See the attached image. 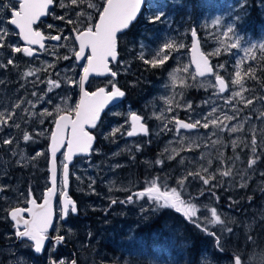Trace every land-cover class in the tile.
<instances>
[{
  "label": "rangeland",
  "instance_id": "374dc122",
  "mask_svg": "<svg viewBox=\"0 0 264 264\" xmlns=\"http://www.w3.org/2000/svg\"><path fill=\"white\" fill-rule=\"evenodd\" d=\"M169 1L152 0L146 19L142 23L139 21L120 37L121 57L114 64L118 78L92 79L90 83V92L101 86L109 90H112L111 85L119 86L124 89L125 98L122 103L110 108L97 124L94 130L97 141L92 154L76 158L71 168V182L73 190L83 198L78 201L74 194V199L78 202L77 215H81V218L71 217L67 225L60 224L58 229L67 232L71 244L80 254V259H83V264H97L95 257L99 253L93 249L89 253L93 244L91 227H94H90L86 219L89 216L94 218L97 215L93 214L98 212H104L102 219L105 218L96 229L104 226L103 224H108L109 227L108 232L97 234L98 240H112L121 237L123 232L128 239L137 235V240L141 238V232L137 229L160 216V223L166 227L165 239L173 243L172 245L184 248L193 237L190 233H202L196 230L197 226L184 217L182 212L177 213L175 209L168 208L158 209L146 197L134 196L132 202L121 201L148 187L155 178H160L158 182L171 188L177 187V181L188 173L199 172L205 176L201 169L203 166L209 169V174H215L213 183L216 186H205L195 176H188L185 188L178 189L182 199L196 205L197 217L194 220L199 221L205 215L210 217L211 208L216 207L221 219L227 218L226 226L233 229L232 234L226 228L221 233V227L214 226L217 228L223 253L216 251L212 236H203L208 243L203 254L218 258L222 264H231V257L239 253L247 262L264 264V175H261L264 173V117L261 116L264 113V102L257 99L247 108L242 103L238 105L241 112L237 120L225 121L230 126L243 125L236 133L229 130L220 132L212 126L191 132L181 130L180 136L186 139L190 137L199 147H195L190 141L182 144L174 124L175 119L194 122L199 115L209 111L210 106L204 104L209 100L212 104L223 107L229 115L232 114L228 106L224 105L223 99L214 94V77L194 76L195 68L190 53L191 32L194 28L197 29L203 50L214 62L215 72L223 76L229 84V92L223 94L224 98H228L230 92L240 90L239 86L231 84V80L235 75L236 62L245 56V48H251L249 56H254L255 59H246L241 64L245 88L243 95L245 99L264 97V79L258 81L255 78L254 75L257 74L252 66L260 51L262 52L259 56L264 58V48H261L264 45V0H189L192 5L187 11L176 10L175 14L166 12L164 14L167 16H163L160 21L150 22ZM174 1L176 7L169 6L172 11L179 2L184 5L182 0ZM57 2L51 17L36 28L46 37L47 34L73 36V28L80 25L69 24L67 21H75L76 12L90 13L92 22H97L98 11H102L106 0H78L79 6L71 5V0H63L67 5L64 8L60 6L61 0ZM9 3L15 10H19L15 1L0 0V28H7L10 32L5 39L6 46L0 48V112L9 114L13 112L16 104L21 106L15 109L13 120L6 127L0 125V188L3 189L0 191V264H43L47 252L39 255L34 252V248L26 246L27 241L22 243L16 238L15 230L9 226L13 222L8 213L18 205L25 204L28 207L33 196L40 197L41 202L45 190L50 187L48 164L54 120L65 112L75 115L67 110L74 109L80 100L81 91L78 85L86 64H79L75 60L74 50L79 49L77 42L74 47L72 39L52 40L45 46L44 51L31 57L23 52H13L9 46L26 45L21 40L19 31L9 23L12 8L4 7ZM89 4H95L96 7L91 8ZM61 16L65 19H57ZM230 25L234 26L235 31V35L229 33L231 39L223 35ZM237 36L241 46L226 50V46L236 42ZM164 43L174 45V50H165V54L171 53L169 60L163 66L155 68L145 63V59L156 58V53ZM180 45L183 47H179ZM217 49L220 50L219 55L216 54ZM64 56H69L70 59L65 60ZM8 59H12L13 64L7 65ZM220 64H224L225 68L220 69ZM185 67L188 68L187 72L183 71ZM28 71L36 74L26 76ZM173 72L178 77L175 85L170 76ZM246 73L249 75L246 76ZM129 77L136 80L130 81ZM147 79L155 81L148 82ZM49 80L57 81L60 87L49 91ZM69 80L75 83H69ZM180 80L184 81L185 86L180 84ZM33 92L36 95H32ZM129 94L132 96L129 97ZM188 104H191V108L187 107ZM169 107L172 108L171 112L168 111ZM57 108L62 111L57 112ZM45 110L53 115H42ZM132 113L139 115L142 118L141 123L149 126V134L131 137L127 135L131 130ZM245 117L250 119L245 120ZM15 124L20 127H15ZM166 124L170 131L164 130ZM24 133H30L32 139L24 141ZM253 135L257 140L256 153L251 150ZM4 139H12L13 143L6 145L3 143ZM233 141L237 143L235 148L232 146ZM38 153L41 155H37ZM170 156L172 159H169ZM257 156L259 159L256 164L248 168L247 161ZM157 160L163 163L158 164ZM208 160L212 161L211 165L207 163ZM62 163L63 159L61 167ZM229 168L234 175H221L222 171ZM7 192L11 196H7ZM202 192L203 196L200 195ZM113 199L118 202L111 204ZM113 216L124 221V228L118 221L120 225L117 226L120 228L117 232L112 230L116 223ZM256 226L259 229L252 236ZM158 235L159 233L157 238ZM249 235L253 238V243L248 242ZM120 241H124V237L117 240L118 243ZM116 249H120V256L124 259V248L117 246ZM52 256L53 246L49 249L48 264H51ZM68 257L69 261L64 255L57 257V263L63 260L68 264L72 260L71 253H68ZM115 260L119 258L116 257ZM107 261L102 256L103 264H113ZM167 264L174 263L168 260Z\"/></svg>",
  "mask_w": 264,
  "mask_h": 264
},
{
  "label": "snow or ice",
  "instance_id": "6c2138e0",
  "mask_svg": "<svg viewBox=\"0 0 264 264\" xmlns=\"http://www.w3.org/2000/svg\"><path fill=\"white\" fill-rule=\"evenodd\" d=\"M82 2V0H81ZM15 3L18 4L19 10H15L12 7V4H5V8H12L10 12L11 19L9 21L10 25L15 26L19 29V35L23 38L27 45H39L41 49L45 47L43 41L45 39L44 35L37 30H34L33 25L46 14L49 10V6L53 5L54 0H15ZM146 4V0H106L103 5V10L98 11L99 19L97 22H92V16L90 13L85 11L76 12V20H68L69 24L80 25V27L73 28V36H61L55 35L51 36L50 39L55 41H60L62 38L65 40L72 39L74 42H78V51L74 50V58L77 61L86 59L87 64L83 67V76H81L79 81V87L81 91V97L79 102L75 105L74 109H68L69 112H74L75 119H72L70 115L60 114L55 120V130L51 131V154H52V169H51V187L47 188L46 192L43 194V202L37 203L35 198L29 200V205L26 208L14 207L8 213L11 220L15 223V237L24 243L27 241V247L34 248L35 253H41L45 248V241L49 239L48 230L49 227L53 223V207L52 198L57 196V167H56V153L59 151V148L63 146L65 143L67 145L68 151L64 154L65 161H71L73 153H87L92 148V143L94 140L93 135L86 130L87 125H91L93 128L96 126V121L99 118L101 109L109 102V100L119 98L125 95L120 88L115 85H111L112 90L106 91L105 88H98L94 92H88L84 90V82L88 79L90 73H100V72H110L111 69L108 67L109 58L112 60H116L117 58V34L124 29H127L130 23L136 19L137 15L141 12L142 7ZM71 5L79 6L78 0H71ZM60 6L62 8L66 7L61 0ZM89 7L95 8V4H89ZM75 11V9H74ZM164 16V12L160 11L158 14L154 15L150 22L155 23L160 21ZM57 19L64 20L65 17H57ZM219 22V21H217ZM49 27H52L51 25ZM229 33H233L235 35L234 26L230 25L227 27V30L224 31L223 35L226 38L231 39L229 37ZM10 35V32L7 28H0V48L5 47V39ZM191 35L193 37L192 44V63L195 65V73L194 76L199 77H214L215 83L212 84L214 89V94L220 96L223 99L224 105L228 106V109L232 113L229 115L228 111H225L223 107L217 104H212L211 101H205L204 104L206 106H210L209 111L204 112L199 115L198 118L195 119L194 122L189 123L184 120L175 119V130L178 134L180 142L194 144L195 147H199L194 140L191 138H184L180 136L181 130H185L191 132L193 130H198L199 128L209 129L212 126L214 129L222 132L224 130H229L232 133L238 132L243 125H233L230 126L226 124L225 121H234L240 115L241 109L238 107L239 104H243L244 107H249L253 105L254 101L259 99L261 102H264V97L257 98L253 97L252 99H245L243 93L245 91L244 88V77L241 75V64L246 59L254 60V56H249L251 52V48H245V56L241 57L235 64V75L231 80V84L233 86H239V91L230 92L228 98H224L223 94L229 92V84L226 82L225 78L215 72L213 67L210 66L208 57L204 55V53L199 51L198 43L196 41L197 32L195 29L192 30ZM241 46V41L239 37H236V42L231 45L226 46V50L228 49H237ZM11 50L15 53L23 52L27 56H33L36 52V49L30 46L25 47H15L9 46ZM179 47H183L180 45ZM261 48H264V45H261ZM86 49L88 53L86 55ZM165 50H174L173 43H164L163 47L159 48L156 53V58L151 60L145 59L144 62L150 64L152 67H161L166 61L169 60L171 53L165 54ZM219 49L216 50V54L219 55ZM63 59L69 60V56H64ZM13 64L12 59L7 60V65ZM7 65H4L5 67ZM51 67V65H50ZM220 69H224L225 65L220 64ZM39 71V70H37ZM184 72L188 71V68L185 67L183 69ZM36 73L34 71H28L26 76H33ZM254 75V73H251ZM111 75L115 77L116 72H111ZM249 75L248 73L245 74ZM172 83L175 85L177 83L178 77L177 73L173 72L170 74ZM69 83H75V81L69 80ZM182 86L184 85V81H179ZM49 91L53 88H59L60 83L54 80H49ZM32 95H36L35 92ZM48 102H51L50 100ZM23 103V101H21ZM29 103H31L29 101ZM171 103V101H169ZM20 104H16L13 108V112L6 114L5 112H0V125L7 126L9 121L13 120V116L15 115V109L20 108ZM188 108H191V104L187 105ZM27 111V109H25ZM62 111L57 108V112ZM169 112L172 111V108L169 107ZM42 115L52 116V112H48L47 110L42 113ZM264 117V113L261 114ZM261 117H257L260 119ZM141 117L136 113L131 114V130L127 132L128 136H134L138 132L148 134L149 129L145 126V124L141 123ZM250 117H245V120H249ZM15 127L19 128V124H15ZM165 131H170L167 124L165 125ZM255 132V129H252ZM215 134V133H213ZM32 139L30 133L23 134V140L29 141ZM3 143L6 145H10L13 143L12 139H4ZM232 146L237 147V143L233 141ZM248 146V145H245ZM257 140L255 135H253L251 140V150L253 153H256ZM191 150V149H190ZM37 155H41L38 153ZM169 159H172L170 156ZM259 157L257 156L255 159H249L247 161L248 168H252ZM183 162V161H181ZM234 162V161H233ZM156 163H163L161 160H157ZM207 163L211 165L212 161L208 160ZM63 174V187L59 192V195L62 197V207H61V216L66 217L71 213H77V205L70 198L67 189L68 181H69V166L67 162L62 164ZM202 171L206 174L205 176L200 175L199 172L196 173H188L184 178L177 181V187L169 188L167 184H163L158 182L160 178H155L150 181L148 187H145L143 190L137 191L134 195H128L125 201H121V203L132 202L134 196L137 198H147L152 201L153 204L158 209H175L177 213H183L184 217H187L188 220L192 221L198 229L203 231L205 234L212 236L215 239V247L216 251L219 253H223V249L220 243V237L217 236L215 231H209V225H219L221 227V233L227 230L229 234L233 233L232 228H228L226 226V220L221 219V215L218 214L217 208H211L210 217L203 216V218L199 221L194 220L193 218L197 217V212L195 211L196 205L192 202H186L182 199L181 191L178 189L185 188V181L188 179V176H195L196 178L202 181V184L205 186L215 187L216 185L213 181L216 179L215 174H209V169L207 167L201 166ZM219 171V170H218ZM239 174V173H236ZM221 175L223 176H231L234 175L231 168L226 171H222ZM261 175H264L262 173ZM244 179L243 176H241ZM246 185H241V187H245ZM163 189V190H162ZM3 189L0 188V191ZM201 196L204 195L202 192ZM216 199H219L216 197ZM251 200V198H249ZM118 201L113 199L111 200V204H116ZM24 213L28 214L29 218H24ZM22 225V230L21 226ZM201 225H203L201 227ZM65 239L64 236H56L54 241L56 243L63 242ZM249 243H253V238L251 235L247 237ZM51 264H56V261H51ZM60 264H65L63 260L60 261ZM71 264H76V261H72ZM231 264H246V260L242 258V255L237 253L231 257Z\"/></svg>",
  "mask_w": 264,
  "mask_h": 264
},
{
  "label": "trees",
  "instance_id": "16d2710c",
  "mask_svg": "<svg viewBox=\"0 0 264 264\" xmlns=\"http://www.w3.org/2000/svg\"><path fill=\"white\" fill-rule=\"evenodd\" d=\"M120 51L122 52L121 47ZM261 52L262 51H260L256 56L257 58L255 62L252 63V66H254L257 74L254 76L258 81L259 79H264V67H262L264 58L259 56ZM129 79H131L130 81L136 80L130 77ZM147 81L149 82L155 80L147 79ZM159 220L160 216L143 225L142 228L137 229L138 232H141V234H139L141 238L137 240V235H135L133 239H128V237L124 235V241H120L121 243H118L117 240L123 239V236L115 237L112 240L105 239L103 244L109 249V252H106V255L103 256V258L107 259V262H110V260L114 261L115 257L118 258L120 256V249H116V247L119 246V248H124V264H128L127 262L130 264H167L168 260L174 264H222L218 258H210L208 255L205 256V254H203L206 246L208 245V243L203 239V236L210 238V235H207L200 229L196 228V230L201 232L202 235H200V233H190L193 235V237L189 239L190 242L184 248H179L176 245H172L173 243L171 244L165 239L164 232L166 231V227L160 223ZM214 226L216 225L208 226L209 231H215L217 233V228ZM118 229L119 228H117V230ZM258 229L259 226H256L254 229L255 232L252 236L256 234ZM158 233L159 235L157 238ZM120 257L123 259L122 256ZM114 262L116 264H122V261L118 262L115 260ZM246 264L252 263L246 261Z\"/></svg>",
  "mask_w": 264,
  "mask_h": 264
},
{
  "label": "flooded vegetation",
  "instance_id": "af4514ba",
  "mask_svg": "<svg viewBox=\"0 0 264 264\" xmlns=\"http://www.w3.org/2000/svg\"><path fill=\"white\" fill-rule=\"evenodd\" d=\"M11 1H15V0H11ZM183 1V4L184 5H182V4H180L179 6H180V8L181 9H183L182 11H187V9L189 8L188 6H190V4L192 5V3L189 1V0H182ZM170 2V4L166 7V9H168V10H170L171 8H169V6H172V4H174V0H170L169 1ZM57 0H54V5L48 10V16H47V18L46 19H44V20H40V22H39V24H38V27L40 26V25H42L46 20H48L49 19V17H51V13L54 11V9L57 7ZM152 3V0H149L146 4H145V7H144V9H143V12H142V15H141V17H140V22L142 23V21L143 20H145L146 19V17H147V12H148V9H149V6H150V4ZM195 4V6L196 7H198L197 5H196V3H194ZM174 6H175V4H174ZM175 8V7H174ZM19 9V8H18ZM170 12H174V13H176V9H174L173 11L172 10H170ZM195 30H196V32H197V29L196 28H194ZM51 36H53V34H47V42H46V45H48L49 43H51L52 42V39H50V37ZM45 50V48L44 49H42L41 51H39L38 52V54H40L42 51H44ZM130 96H132V94L130 95L129 94V97ZM96 137H97V135H96ZM96 140H97V138H96ZM96 145V144H95ZM145 155H147V153H145ZM70 179H71V177H70ZM71 181H72V179H71ZM73 190V182H71V190H70V192L68 193L69 194V196L70 197H72V198H75L74 197V194H75V196H77L76 198H77V200L79 201V199H80V201L83 199L82 197L80 198V194L78 193V192H76V191H74ZM8 194H7V196H11L10 195V193L9 192H7ZM32 198H35L36 199V202H40V197H35V196H33ZM75 200V199H74ZM76 201V200H75ZM19 207H22V208H25L27 205H18ZM17 206V207H18ZM60 209V206H59V204H58V214H59V210ZM104 213V212H103ZM103 213L102 212H98V213H95V214H93V215H97V216H95L94 218H93V216H89V217H87V219L86 220H88V222H90L89 224H90V227L91 226H93L94 228H92L91 227V229H92V231H93V236H91V241H92V245H91V248H90V251L93 249L95 252H98L99 253V251H108L109 252V249L103 244V239L101 238V239H97L98 238V236L99 235H102V233L104 232V231H109V227H108V224H103L104 226H102V227H99L98 229H96V227H98L97 225L98 224H101L102 222H103V220H104V218L102 219V215H103ZM3 215L4 214H6V213H2ZM81 215H68V216H66V219H64L60 214L59 215H57L56 216V223H55V226H54V228H53V230L51 231V232H49L48 233V235H51V236H54V237H56V236H61V235H64V236H66V241L64 242V243H54L53 241H48V243L46 244V246H45V248H44V250L41 252V253H37V254H45L46 252H47V257H46V259H45V261H44V263L43 264H48L49 263V249L51 248V246H53V256H52V259H51V261H56V264H60L59 262L57 263V261H58V258L57 257H60L61 255L63 256H65L66 257V260L67 261H69V257H68V253H71V256H72V260L70 261V262H72L73 260H75L76 261V264H83V259L81 260L80 258H81V256H80V254L74 249V246L71 244V242H70V239H69V237H68V235H67V232H65L64 230H62V231H59V229H58V227L60 226V224H64V225H67L68 223H69V221L71 220V217H74V218H76V219H80L81 217H80ZM26 217H28V215L26 214V213H24V218H26ZM114 218H115V224L112 226V230L114 231V232H117L118 230H117V228H120V227H118L117 225H120L119 223H118V221H120L121 222V224L123 225V228H124V221H122V220H119L117 217H115V216H113ZM113 218V219H114ZM9 219H10V217H9ZM100 220V221H99ZM13 222V221H12ZM9 226H10V228H12V229H14L15 230V224H14V222H13V224H11V223H9ZM21 230H22V227H21ZM102 232V233H101ZM99 233H101V234H99ZM97 234H99L98 236H97ZM104 234V233H103ZM97 236V237H96ZM121 236H123L124 237V232L121 234ZM106 251V252H107ZM111 253V252H110ZM97 254V253H96ZM116 258V257H115ZM119 258V260H116V261H122V264H124V259H121V257L119 256L118 257ZM111 261V260H110ZM115 261V260H114ZM114 261H111L113 264H116ZM69 262V263H70ZM95 262L97 263V264H103L102 263V257L101 256H99L98 255V257H95ZM68 263V264H69ZM71 264V263H70Z\"/></svg>",
  "mask_w": 264,
  "mask_h": 264
},
{
  "label": "water",
  "instance_id": "95a60500",
  "mask_svg": "<svg viewBox=\"0 0 264 264\" xmlns=\"http://www.w3.org/2000/svg\"><path fill=\"white\" fill-rule=\"evenodd\" d=\"M147 1V0H146ZM53 5H54V3H53ZM53 5H50L49 7H51V6H53ZM145 6V5H144ZM144 6L142 7V9H141V12H142V10L144 9ZM141 12L137 15V17H136V19L135 20H133L131 23H130V25H129V27L128 28H130L131 27V25H132V23L134 22V21H136L138 18H139V16H140V14H141ZM47 15H48V11L46 12V14L44 15V16H42L41 18H45V17H47ZM40 18V19H41ZM40 19L33 25V28H34V26L40 21ZM99 19V18H98ZM15 27V26H14ZM16 28V27H15ZM127 28V29H128ZM18 31H19V29L18 28H16ZM127 29H124V30H122L121 32H119L118 34H117V58H116V60H112L111 58H109V62H108V67H109V69H111V71L110 72H100V73H90L89 74V76H88V79L84 82V90L85 91H88V92H90L89 91V89H88V86H89V84H90V81H91V79L92 78H94V77H97V78H106L107 76H112L111 75V72H116L113 68H112V66H111V63L112 62H116L118 59H119V56H120V52H119V45H118V37H119V35L120 34H122V33H124ZM35 30V29H34ZM41 32V31H40ZM42 33V32H41ZM43 34V33H42ZM44 35V34H43ZM44 37H45V39H44V41H43V43H44V45H45V43H46V40H47V37L44 35ZM20 38H21V40L23 41V43H25L26 44V42L23 40V38L20 36ZM196 39V41H197V43H198V48H199V51L200 52H202V53H204L203 51H202V48H201V45H200V42H199V40H198V37H196L195 38ZM77 44H78V42H77ZM193 44V43H192ZM26 46H30V47H33V48H35L36 46H38L39 47V45H27L26 44ZM40 48V47H39ZM37 52V51H36ZM35 52V53H36ZM87 54H89L88 53V50L86 49V55ZM204 55L205 56H207L205 53H204ZM192 57H193V53H192V47H191V61H192ZM208 57V56H207ZM208 60H209V64H210V66H212L213 67V70L215 71V68H214V66H213V63H212V61H211V59L208 57ZM79 64H83L84 62H86V64H87V60L86 59H83V60H80V61H77ZM193 64V63H192ZM193 66H194V68H195V65L193 64ZM117 74V73H116ZM83 76V75H82ZM118 76V74L115 76V77H117ZM99 88H104V87H99ZM98 89V88H97ZM97 89H95L94 91H96ZM106 89V88H105ZM94 91H92V92H94ZM107 91V90H106ZM121 91H123V90H121ZM124 92V91H123ZM80 97H81V93H80ZM124 99V96H122V97H119V98H115V99H112V100H109V102L101 109V111H100V115H99V118L97 119V121H96V125L101 121V119H102V116H103V114L107 111V109L108 108H110L111 106H114V105H116V104H118V103H120L122 100ZM62 114H67V115H70L71 116V118L72 119H75V115L73 116L71 113H68V112H65V113H62ZM141 122V121H140ZM185 122H188V121H185ZM189 123H191V122H189ZM145 126L148 128V125H146L145 124ZM95 128V127H94ZM91 125H87L86 126V130L87 131H89L92 135H93V137H94V140H93V143H92V148L90 149V151L89 152H87V153H79V152H74L73 153V156H72V159H71V161H65V157H64V162H67L68 163V166H69V181H68V186H67V191H68V193L70 192V187H71V184H70V168H71V166L73 165V163H74V160H75V158H77V157H80V156H89L91 153H92V149H93V146H94V143H95V140H96V136H95V134L94 133H92L91 132V130H93L94 129ZM54 130H55V128H54ZM138 134H144V133H140V132H138L136 135H138ZM148 134H149V132H148ZM51 144H52V142L50 143V148H49V153H50V158H49V184H50V187H51V169H52V154H51ZM65 151V153L68 151V149H67V145H66V143L63 145V146H61L60 148H59V151H57V153H56V157H55V160H56V167H57V189H58V194H57V196H55V197H53L52 198V200H53V203H52V207H53V223H52V225L49 227V230H48V233L49 232H51L52 230H53V228H54V226H55V222H56V216L58 215V213H57V199H58V195H59V188H60V181H59V174H60V163H61V161H60V156L63 154V152ZM63 180V179H62ZM45 192H46V190H45ZM44 192V193H45ZM75 203H76V205H77V202L74 200V198H72V197H70ZM43 202V200L41 201V202H37L38 204L39 203H42ZM60 203H61V207H62V197H61V199H60ZM30 206V205H29ZM22 208V207H21ZM27 214V213H26ZM74 214H77V213H74ZM28 215V214H27ZM10 217V216H9ZM27 218H29V217H26V219ZM64 219H66V217H63ZM10 220H11V218H10ZM12 221V220H11ZM15 224V223H14ZM20 227H22V225L20 226ZM61 236H64V235H61ZM48 237H49V239L48 240H46L45 241V246H46V244L48 243V241H53L55 244H56V242L54 241V236H51V235H48ZM65 237V239H64V241L63 242H61V243H64L65 241H66V236H64ZM44 250V249H43ZM42 250V251H43ZM73 261H75V260H73Z\"/></svg>",
  "mask_w": 264,
  "mask_h": 264
},
{
  "label": "bare ground",
  "instance_id": "6f19581e",
  "mask_svg": "<svg viewBox=\"0 0 264 264\" xmlns=\"http://www.w3.org/2000/svg\"><path fill=\"white\" fill-rule=\"evenodd\" d=\"M170 4V2L169 3H165L164 4V6L162 7V10L161 11H163V10H166V11H164V13H166V12H170V10H168V9H166V7L168 6ZM179 5H180V2H179ZM177 6V8H176V10L179 12L180 10H181V8H180V6ZM191 5V4H190ZM172 6H174V5H172ZM145 7V6H144ZM175 7H176V5H175ZM189 7V6H188ZM196 7V6H195ZM200 7V6H199ZM240 8V7H239ZM243 10V9H242ZM262 12V11H261ZM177 13V12H176ZM259 13V12H258ZM175 14V13H174ZM249 14V13H248ZM187 15V14H186ZM164 16L166 17L167 16V14H164ZM256 16V15H255ZM177 17V16H176ZM256 25V24H255ZM160 26V25H159ZM162 26V25H161ZM259 30V29H258ZM257 31V30H256ZM179 34V33H178ZM138 44V43H137ZM155 75V74H154ZM136 76V75H135ZM135 78V77H134ZM139 79V78H138ZM116 80V79H115ZM131 80V79H130ZM150 80V79H149ZM139 81V80H138ZM136 83V82H135ZM141 84H143V83H141ZM140 84V85H141ZM142 86V85H141ZM137 96V95H136ZM134 98V97H133ZM136 101V100H135ZM187 120V119H186ZM262 181V180H261ZM41 183V182H40ZM8 194V193H7ZM85 214V213H84ZM90 223V222H89ZM92 245V244H91ZM107 251V250H106ZM106 251L104 250V251H99V256H104V255H106ZM108 252V251H107ZM103 253H105V254H103ZM123 253V252H122ZM98 254V253H97ZM102 254V255H101ZM247 254V253H246ZM110 256V255H109ZM113 261V260H112Z\"/></svg>",
  "mask_w": 264,
  "mask_h": 264
}]
</instances>
